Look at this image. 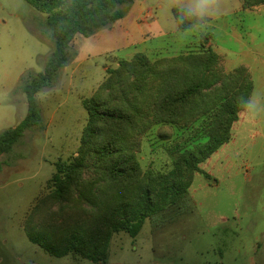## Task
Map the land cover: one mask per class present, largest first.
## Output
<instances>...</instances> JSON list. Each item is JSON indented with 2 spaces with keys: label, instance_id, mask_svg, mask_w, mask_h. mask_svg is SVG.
I'll return each mask as SVG.
<instances>
[{
  "label": "rangeland",
  "instance_id": "rangeland-1",
  "mask_svg": "<svg viewBox=\"0 0 264 264\" xmlns=\"http://www.w3.org/2000/svg\"><path fill=\"white\" fill-rule=\"evenodd\" d=\"M174 3L179 0H131L121 6L123 19L75 39L70 64L38 94L42 128L26 132L0 156L2 264H264V5L244 10L241 0H220L218 15L180 31ZM147 12L151 18L143 23ZM46 19L24 0H0V133L26 118L21 79L42 72L54 50ZM204 35L226 71L244 66L254 82L249 111L234 126L231 142L202 165L204 174L195 176L179 204L151 216L137 237L114 235L104 262L56 258L33 244L25 219L56 163L77 154L88 119L83 100L95 94L107 69L140 52L158 59L198 50ZM148 37L154 40L143 43ZM160 128L144 140L139 154L144 170L171 168L168 148L193 135L170 128L172 139L162 141Z\"/></svg>",
  "mask_w": 264,
  "mask_h": 264
},
{
  "label": "trees",
  "instance_id": "trees-1",
  "mask_svg": "<svg viewBox=\"0 0 264 264\" xmlns=\"http://www.w3.org/2000/svg\"><path fill=\"white\" fill-rule=\"evenodd\" d=\"M47 15L54 50L40 73H27L20 88L28 114L15 128L0 133V156L9 153L26 132L42 128L37 96L52 87L72 61L78 36L91 37L124 18L121 6L131 0H24ZM244 10L264 0H241ZM180 31L209 19H190L174 7ZM202 36L198 50L151 58L144 52L118 58L95 94L83 100L88 113L76 155L56 163L28 213L24 230L30 241L56 258L70 255L101 263L114 235L137 237L145 222L179 204L202 165L233 138V129L249 111L254 82L249 70L228 72L220 55ZM172 139L175 128L193 135L168 148V170H144L139 154L147 136Z\"/></svg>",
  "mask_w": 264,
  "mask_h": 264
},
{
  "label": "clouds",
  "instance_id": "clouds-1",
  "mask_svg": "<svg viewBox=\"0 0 264 264\" xmlns=\"http://www.w3.org/2000/svg\"><path fill=\"white\" fill-rule=\"evenodd\" d=\"M220 0H179L173 6L185 17L190 19H203L206 16L219 14Z\"/></svg>",
  "mask_w": 264,
  "mask_h": 264
},
{
  "label": "crops",
  "instance_id": "crops-1",
  "mask_svg": "<svg viewBox=\"0 0 264 264\" xmlns=\"http://www.w3.org/2000/svg\"><path fill=\"white\" fill-rule=\"evenodd\" d=\"M145 14V13H144ZM149 18H151V13L150 12H147L144 16H143V19H142V22L143 23H148V19ZM152 40H154L153 38H151V37H148L147 39H145L144 40V42L143 43H150V42H152ZM142 44V43H141ZM140 44V45H141ZM144 53H146V52H144ZM146 54H148V53H146ZM149 55V54H148ZM150 56V55H149ZM0 264H2V260H0Z\"/></svg>",
  "mask_w": 264,
  "mask_h": 264
}]
</instances>
